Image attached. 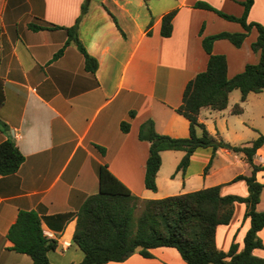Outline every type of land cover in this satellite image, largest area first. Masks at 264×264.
Returning a JSON list of instances; mask_svg holds the SVG:
<instances>
[{
	"label": "crops",
	"instance_id": "1",
	"mask_svg": "<svg viewBox=\"0 0 264 264\" xmlns=\"http://www.w3.org/2000/svg\"><path fill=\"white\" fill-rule=\"evenodd\" d=\"M196 1L235 16L243 11V0H87L77 34L98 62L92 72L76 44H66L67 32L60 28L75 23L84 0H0V120L6 125V130L0 128V142L12 138L24 156L16 172L0 175V264L32 263L29 255L11 250L6 237L21 209L36 210L44 234L56 239V248L47 252L51 263L82 259L72 241L76 211L98 191L99 164H107L140 198L213 185L220 186L221 195L248 194L245 181L235 177L249 175L251 166L243 154L224 147L216 149L205 172L210 147L197 148L184 172H175L184 152L162 150L156 190L144 185L149 143L138 137L141 124L151 119L158 133L188 136L189 122L175 109L188 81L206 68L202 38L243 30L238 22L194 7ZM171 9H176L172 32L165 37L160 34L161 17ZM247 20L264 26V0H254ZM32 23L47 28L32 29ZM257 34L252 27L239 47L227 39L213 41L212 52L226 57L227 77L258 61L259 51L251 48ZM261 93L249 92L241 101L239 89H233L224 109L201 107L198 120L216 138L248 144L264 133L255 125L257 112L243 118L251 94ZM236 103L239 113L232 112ZM122 122L128 124L126 130ZM253 162L264 166V143ZM256 179L264 184V169L256 172ZM256 209L264 210V188ZM245 210L244 202H235L230 221L216 227L218 249L227 251L231 242L238 251L243 248L250 226ZM258 236L264 242V227ZM151 253L143 257L134 252L124 261L104 264H186L173 247H156ZM253 254L264 257V249L255 248Z\"/></svg>",
	"mask_w": 264,
	"mask_h": 264
},
{
	"label": "trees",
	"instance_id": "2",
	"mask_svg": "<svg viewBox=\"0 0 264 264\" xmlns=\"http://www.w3.org/2000/svg\"><path fill=\"white\" fill-rule=\"evenodd\" d=\"M254 0H243L242 14H227L208 2L196 1L193 6L214 11L219 16L238 22L242 31H221L202 38V46L208 54L205 70L198 72L188 81L182 95L181 104L175 109L189 122V134L186 137H172L158 133L153 120L141 124L138 137L149 143L145 162L144 185L156 190V173L161 165L162 150H182L184 152L175 172H184L190 163L193 152L199 147H210L212 156L204 168L207 171L217 148L224 147L243 154L251 166L249 175H237L247 185L246 196L221 195L220 186L213 185L185 193L161 198H140L115 176L107 164L97 167L98 191L86 197L76 211V223L72 241L82 251V259L74 264H104L109 261H124L132 253L143 257H152L151 249L173 247L186 264H264V257L253 254L255 248L264 249V242L258 231L264 227V210H257L256 204L264 184L256 179V172L264 166L253 162L256 150L264 143V134H259L248 144L232 145L212 136L205 125L198 120L201 107L224 109L228 94L239 89L243 101L249 92L264 91V26L255 21H248V12ZM87 0L81 6V13L66 30V44L74 42L84 55V65L89 71H95L98 62L91 56L78 38L77 27L81 17L87 12ZM176 9H171L161 17L160 34L169 36L172 32V19ZM117 24V21L115 20ZM53 26V25H51ZM32 29L45 26L29 24ZM252 27L257 30V37L251 43L254 51H259L256 63H247L244 69L232 77L226 75V57L212 52V43L216 39H227L239 47ZM47 28V27H45ZM61 48L55 57L61 54ZM241 106L236 103L232 112L239 113ZM126 130L128 124L121 123ZM0 128L6 125L0 120ZM199 130V132H198ZM100 152L105 149L95 145ZM24 156L12 138L0 142V175L16 172ZM235 202H244L245 217L250 226L243 238V248L237 250V244L231 242L227 251L216 247L215 229L220 224H227L233 213ZM141 205V210L134 221V209ZM7 239L12 243L11 250L27 254L31 264H54L48 259L47 252L57 246L56 239L46 236L41 227V219L36 210H19L15 221L9 227Z\"/></svg>",
	"mask_w": 264,
	"mask_h": 264
},
{
	"label": "rangeland",
	"instance_id": "3",
	"mask_svg": "<svg viewBox=\"0 0 264 264\" xmlns=\"http://www.w3.org/2000/svg\"><path fill=\"white\" fill-rule=\"evenodd\" d=\"M250 104L248 108L247 114L243 116V118L252 117L251 110L257 112L255 116V125L258 126L260 130H264V91L261 94L250 96ZM232 104V103H231ZM262 133V131H261ZM264 134V133H263ZM246 138H249L248 136ZM141 210V205L138 204L137 207L134 209V221L136 220L137 216L139 215Z\"/></svg>",
	"mask_w": 264,
	"mask_h": 264
}]
</instances>
